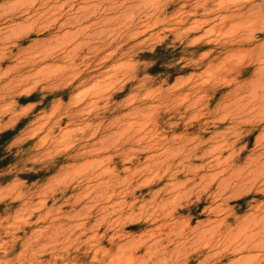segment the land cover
<instances>
[{
    "label": "rangeland",
    "instance_id": "obj_1",
    "mask_svg": "<svg viewBox=\"0 0 264 264\" xmlns=\"http://www.w3.org/2000/svg\"><path fill=\"white\" fill-rule=\"evenodd\" d=\"M0 264H264V0H0Z\"/></svg>",
    "mask_w": 264,
    "mask_h": 264
},
{
    "label": "trees",
    "instance_id": "obj_2",
    "mask_svg": "<svg viewBox=\"0 0 264 264\" xmlns=\"http://www.w3.org/2000/svg\"><path fill=\"white\" fill-rule=\"evenodd\" d=\"M7 134H9V132H8V133H4V134L2 135V137H1V139H0V144L4 141V139L6 138Z\"/></svg>",
    "mask_w": 264,
    "mask_h": 264
}]
</instances>
